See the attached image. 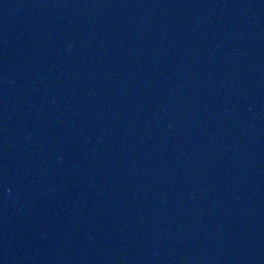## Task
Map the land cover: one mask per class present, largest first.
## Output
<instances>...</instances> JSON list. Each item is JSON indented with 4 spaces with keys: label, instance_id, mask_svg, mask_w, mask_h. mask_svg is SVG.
Wrapping results in <instances>:
<instances>
[{
    "label": "water",
    "instance_id": "water-1",
    "mask_svg": "<svg viewBox=\"0 0 264 264\" xmlns=\"http://www.w3.org/2000/svg\"><path fill=\"white\" fill-rule=\"evenodd\" d=\"M0 264H264V0H0Z\"/></svg>",
    "mask_w": 264,
    "mask_h": 264
}]
</instances>
